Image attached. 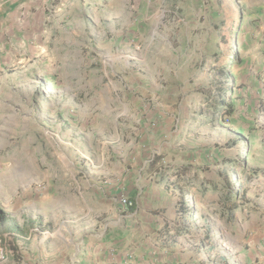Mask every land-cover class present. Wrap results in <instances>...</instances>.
Here are the masks:
<instances>
[{
	"label": "crops",
	"instance_id": "0c3cea01",
	"mask_svg": "<svg viewBox=\"0 0 264 264\" xmlns=\"http://www.w3.org/2000/svg\"><path fill=\"white\" fill-rule=\"evenodd\" d=\"M170 4L0 0V208L21 224L32 203L47 218L48 208L76 215L64 192L78 193L74 196L88 206L95 194L100 196L109 227L96 247L83 246L79 264H134L137 259L148 264L161 254L170 257L167 264L183 262L175 257L177 250L171 253L163 246L187 233L171 236L166 228H186L176 221L178 191L190 192L197 176L186 169L185 156L169 168L151 170L148 156L135 158L141 150L137 137H122L124 119L132 127L141 122L140 106L148 105L144 94L158 89L150 71L136 67L153 53L160 60L159 51L150 49L154 36L146 37L144 52L139 41L158 26L174 33ZM168 36L167 45L174 46ZM48 125L54 128L50 134ZM20 138L22 145L37 147L25 155L17 148L11 151L10 144ZM260 147L264 158V139ZM262 164L253 170L258 196L247 200L241 264H264ZM122 196L132 199L133 206L123 205Z\"/></svg>",
	"mask_w": 264,
	"mask_h": 264
},
{
	"label": "rangeland",
	"instance_id": "374dc122",
	"mask_svg": "<svg viewBox=\"0 0 264 264\" xmlns=\"http://www.w3.org/2000/svg\"><path fill=\"white\" fill-rule=\"evenodd\" d=\"M168 2L174 9L168 15L174 33L158 26L144 34L145 39L139 41L143 52L146 37L154 36L150 49L159 51L160 60L156 62L153 53L150 61L136 66L150 71L158 89L144 94L148 105L140 106L143 120L133 124L135 128L129 118L124 119L122 137H137L141 150L135 158L148 156L151 170L169 168L185 156L184 165L195 173L196 183L203 179L208 187L205 192L178 191L176 221L184 223L188 232L169 238L163 248L171 253L177 250L179 256L175 257L181 264H241L248 212L239 209L231 214L226 204L258 196L252 178L253 170L264 163L260 154L264 139V0ZM237 21L236 29L232 28ZM167 34L174 38V46L167 45ZM220 97L233 102L232 114L214 115L211 106ZM46 129L50 134L54 128L48 125ZM36 147V143L22 145L21 138L9 146L14 152L22 150L23 155ZM233 192L236 194L230 196ZM74 194L78 195L64 192L62 197H69L76 215L65 208L54 213L48 208L45 218L37 204L28 206L20 224L23 231L0 239V264H79L78 253L85 244L96 247L109 227V215L100 196L95 194L88 206ZM78 217L73 224L69 221ZM158 258L148 264L170 261L165 254ZM138 261L134 264H141Z\"/></svg>",
	"mask_w": 264,
	"mask_h": 264
},
{
	"label": "trees",
	"instance_id": "16d2710c",
	"mask_svg": "<svg viewBox=\"0 0 264 264\" xmlns=\"http://www.w3.org/2000/svg\"><path fill=\"white\" fill-rule=\"evenodd\" d=\"M238 25V21L233 25L232 28L236 29ZM224 90V89H223ZM221 90V91H223ZM213 109L214 115L219 113L221 116L230 115L234 112V104L232 101H228L224 97H220L218 100H215L213 105L211 106ZM256 174V173H255ZM204 182L201 181L199 184H191L190 185V192H205L208 190V187H204ZM207 186H210L208 184ZM236 193H231L230 196L235 195ZM227 200V199H226ZM228 206V211L232 214L236 210L243 209L246 210V207H249V203L244 201L243 203H234L229 202L226 204ZM251 210V209H249ZM167 234L171 236H179L184 233V231L188 232L187 228H180V227H167ZM23 231L22 226L20 225L19 221L16 217L10 215L9 213L5 212L3 209L0 208V239H6V234L9 233H21ZM11 245L15 247L14 241L11 240Z\"/></svg>",
	"mask_w": 264,
	"mask_h": 264
},
{
	"label": "built area",
	"instance_id": "2783aa9c",
	"mask_svg": "<svg viewBox=\"0 0 264 264\" xmlns=\"http://www.w3.org/2000/svg\"><path fill=\"white\" fill-rule=\"evenodd\" d=\"M121 202L123 205H125L126 207H132L134 202L132 199H130L129 197L127 196H122L121 198Z\"/></svg>",
	"mask_w": 264,
	"mask_h": 264
}]
</instances>
